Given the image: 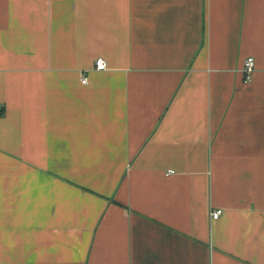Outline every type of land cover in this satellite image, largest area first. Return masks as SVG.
<instances>
[{"label": "crops", "instance_id": "crops-1", "mask_svg": "<svg viewBox=\"0 0 264 264\" xmlns=\"http://www.w3.org/2000/svg\"><path fill=\"white\" fill-rule=\"evenodd\" d=\"M0 264H264V0H0Z\"/></svg>", "mask_w": 264, "mask_h": 264}, {"label": "built area", "instance_id": "built-area-1", "mask_svg": "<svg viewBox=\"0 0 264 264\" xmlns=\"http://www.w3.org/2000/svg\"><path fill=\"white\" fill-rule=\"evenodd\" d=\"M255 66H256L255 65V59L254 58H248L246 63H245L244 69H243L246 82H251L252 81L253 74L255 72ZM96 68H97V70H100V71L106 70L107 69V63H106L105 59L99 58L96 61ZM82 82H83V84H87L88 83V78L87 77H83ZM220 216H221V212L220 211H217V212L213 213V219L214 220L218 219Z\"/></svg>", "mask_w": 264, "mask_h": 264}]
</instances>
